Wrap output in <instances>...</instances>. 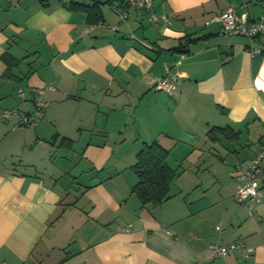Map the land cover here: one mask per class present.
<instances>
[{
	"label": "crops",
	"instance_id": "0c3cea01",
	"mask_svg": "<svg viewBox=\"0 0 264 264\" xmlns=\"http://www.w3.org/2000/svg\"><path fill=\"white\" fill-rule=\"evenodd\" d=\"M229 6L264 15V0H0V264H264V162L260 200L233 197L264 145V36L208 22ZM185 35L188 52L169 50ZM168 70L171 93L153 86ZM38 92L44 118L19 125ZM224 126L237 135L208 136ZM154 141L175 176L142 205L133 165ZM236 240L252 253L208 247Z\"/></svg>",
	"mask_w": 264,
	"mask_h": 264
},
{
	"label": "built area",
	"instance_id": "2783aa9c",
	"mask_svg": "<svg viewBox=\"0 0 264 264\" xmlns=\"http://www.w3.org/2000/svg\"><path fill=\"white\" fill-rule=\"evenodd\" d=\"M127 4L133 8L145 10L147 12L152 11V0H125ZM114 10L121 18H126L127 14L119 7L114 6ZM151 18V16H150ZM219 22L221 32L227 35H238L249 39L264 36V15H260L257 18L249 19L247 13L238 11L235 7L229 6L218 14L211 16L208 22ZM246 50L251 57L261 53L258 47L249 44L246 46ZM176 74L171 71H166L159 79L154 83V87L162 89L169 93L172 92L173 83L171 79H175ZM22 89L19 90L22 96ZM34 102V114L35 119H30L27 115H19L18 124L25 125L29 123H36L38 120L43 119V109L46 105V101L42 98L41 92L36 93L33 96ZM18 114L15 108L3 109L2 117H8L10 115ZM264 162V145H261L256 151L255 155L248 161L246 165L240 166L241 183L236 188L233 197L237 201L245 200H260L261 189L259 187V176L261 174V165ZM213 255H226L230 253H239L242 256H248L252 253L253 247L247 246L240 240L232 241L226 244L211 243L208 245Z\"/></svg>",
	"mask_w": 264,
	"mask_h": 264
},
{
	"label": "trees",
	"instance_id": "16d2710c",
	"mask_svg": "<svg viewBox=\"0 0 264 264\" xmlns=\"http://www.w3.org/2000/svg\"><path fill=\"white\" fill-rule=\"evenodd\" d=\"M64 4L71 10L84 11L86 13V20L89 23H97L103 19L98 3L85 4L68 1ZM193 39L195 38L185 35L176 46L169 50L181 53L188 52L187 43ZM5 60L9 64L14 62V59L8 55H5ZM227 130L229 131L228 133L226 132ZM215 132L224 133L226 138L237 135L228 126L215 127L214 129H210L207 134L210 138H214ZM167 154L168 150L155 141L150 144H144L137 152V161L133 165L137 181L132 186L131 192L134 193L142 205L158 204L170 196L169 185L175 173L167 164Z\"/></svg>",
	"mask_w": 264,
	"mask_h": 264
},
{
	"label": "rangeland",
	"instance_id": "374dc122",
	"mask_svg": "<svg viewBox=\"0 0 264 264\" xmlns=\"http://www.w3.org/2000/svg\"><path fill=\"white\" fill-rule=\"evenodd\" d=\"M235 36V35H234ZM237 37H243V36H237Z\"/></svg>",
	"mask_w": 264,
	"mask_h": 264
}]
</instances>
